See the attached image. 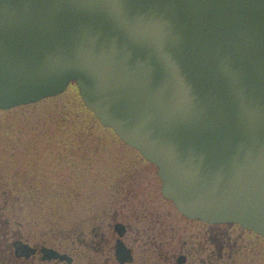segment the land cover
Returning a JSON list of instances; mask_svg holds the SVG:
<instances>
[{"label": "water", "instance_id": "water-1", "mask_svg": "<svg viewBox=\"0 0 264 264\" xmlns=\"http://www.w3.org/2000/svg\"><path fill=\"white\" fill-rule=\"evenodd\" d=\"M72 83L184 216L264 236V0H0V110Z\"/></svg>", "mask_w": 264, "mask_h": 264}, {"label": "rangeland", "instance_id": "rangeland-1", "mask_svg": "<svg viewBox=\"0 0 264 264\" xmlns=\"http://www.w3.org/2000/svg\"><path fill=\"white\" fill-rule=\"evenodd\" d=\"M126 180L143 189L139 200L183 227L187 238L209 230L163 197L157 168L101 125L76 85L59 96L0 111V202L6 190V217L25 219L28 234L41 227L42 241L55 243L67 230L68 213L80 218V204H101ZM218 229L228 233L219 237L217 264H264L263 237L238 225Z\"/></svg>", "mask_w": 264, "mask_h": 264}, {"label": "flooded vegetation", "instance_id": "flooded-vegetation-1", "mask_svg": "<svg viewBox=\"0 0 264 264\" xmlns=\"http://www.w3.org/2000/svg\"><path fill=\"white\" fill-rule=\"evenodd\" d=\"M134 182L119 183L101 204H80V218L68 213L67 230L56 238V244L42 241L40 226L28 234L25 219L6 217L3 190L0 264H187L189 259L192 264H217L219 237L228 232L219 230V225L205 224L210 227L207 233L187 238L183 227H174L151 203L139 200L143 189L133 186ZM225 242L222 240L221 250ZM46 249L66 259H46Z\"/></svg>", "mask_w": 264, "mask_h": 264}, {"label": "bare ground", "instance_id": "bare-ground-1", "mask_svg": "<svg viewBox=\"0 0 264 264\" xmlns=\"http://www.w3.org/2000/svg\"><path fill=\"white\" fill-rule=\"evenodd\" d=\"M157 173L159 174V171H158V169H157ZM162 181V180H161ZM162 186H163V181H162ZM166 200H168V201H171L172 202V200L171 199H167L166 198Z\"/></svg>", "mask_w": 264, "mask_h": 264}]
</instances>
